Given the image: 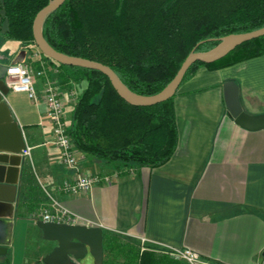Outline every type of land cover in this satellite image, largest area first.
I'll return each mask as SVG.
<instances>
[{"label": "crops", "instance_id": "crops-1", "mask_svg": "<svg viewBox=\"0 0 264 264\" xmlns=\"http://www.w3.org/2000/svg\"><path fill=\"white\" fill-rule=\"evenodd\" d=\"M0 46V64L30 58V46L19 41H0ZM46 79L36 78L37 103L24 93L10 91L5 97L31 151L21 154L10 242L0 258L12 264L17 256L26 264L32 234L44 242L43 257L52 251L56 242L43 239L36 214L65 208L79 217L78 224L101 227L158 254L164 248L190 249L199 256L198 264H263L264 128L250 131L235 122L223 84L238 85L246 112L264 113V55L222 68L200 66L174 96L178 144L172 157L158 167H137L109 183L97 182L80 194L62 189L76 171L65 168L53 144L43 94ZM71 110L68 104V126ZM78 155L81 173L113 172L110 164ZM79 264L95 261L88 254Z\"/></svg>", "mask_w": 264, "mask_h": 264}, {"label": "trees", "instance_id": "trees-1", "mask_svg": "<svg viewBox=\"0 0 264 264\" xmlns=\"http://www.w3.org/2000/svg\"><path fill=\"white\" fill-rule=\"evenodd\" d=\"M50 1L0 0V39L35 45L34 18ZM262 27L264 0H66L47 17L42 32L54 49L101 62L131 92L153 96L170 83L191 52L210 51L224 37ZM261 55L264 36L214 63H194L183 81L200 66L222 68ZM43 56L60 69L59 90L78 88L68 132L79 152L110 164L119 174L155 168L172 157L178 144L175 95L152 106H133L103 73ZM103 245L102 264L181 261L153 248L142 250L136 241L111 232L104 233Z\"/></svg>", "mask_w": 264, "mask_h": 264}, {"label": "water", "instance_id": "water-1", "mask_svg": "<svg viewBox=\"0 0 264 264\" xmlns=\"http://www.w3.org/2000/svg\"><path fill=\"white\" fill-rule=\"evenodd\" d=\"M65 1L51 0L38 11L32 25L35 45L43 55L60 64L103 73L108 77L117 94L133 106H152L170 99L176 94L191 65L196 62L214 63L226 57L241 44L264 36V27H262L251 32L224 37L220 40L219 45L210 51H193L185 58L174 78L160 93L153 96H141L131 92L109 66L98 61L68 55L48 44L42 32L44 21ZM225 40L228 41L226 46L218 49ZM7 68L8 66L0 64V256H5L8 251L10 220L14 212L17 183L23 163L21 154L27 148L23 129L5 100V97L10 93V89L4 81ZM223 92L229 115L238 125L250 131L264 128V113L250 114L244 110L240 101L239 87L235 82H225ZM36 225L41 230L44 240L56 242L52 251L42 258L43 264H79L88 254L93 256L95 264H102L104 231L101 227L45 222L43 220H38Z\"/></svg>", "mask_w": 264, "mask_h": 264}, {"label": "built area", "instance_id": "built-area-1", "mask_svg": "<svg viewBox=\"0 0 264 264\" xmlns=\"http://www.w3.org/2000/svg\"><path fill=\"white\" fill-rule=\"evenodd\" d=\"M36 57H40L39 61H42L44 65L47 60L40 51L34 54ZM44 59V60H43ZM46 77V72L42 68L34 70L30 64L26 63H12L8 66L4 81L10 91L17 93H24L30 99V101L37 103L39 100V94L35 87L36 78ZM44 101L47 105V113L49 121L53 130V144L59 150L60 162L67 169L76 171L75 177L62 184V189L69 194L88 193L92 190L93 186L100 181L109 183L113 177L119 175L118 172L113 171L110 175H93L84 174L79 172V155L76 149L68 129V124L65 120V102L61 91L56 87L55 83L50 79H46L44 83ZM71 94H76L75 91H71ZM31 148H27L22 152L24 156L30 155ZM40 220L45 222H58L68 224H78L76 215L71 213L65 208H61L56 212L48 210L40 211L36 214ZM145 250V248H142ZM161 253L168 254L174 259L185 261L189 264H198L200 258L194 251L190 249H159Z\"/></svg>", "mask_w": 264, "mask_h": 264}, {"label": "rangeland", "instance_id": "rangeland-1", "mask_svg": "<svg viewBox=\"0 0 264 264\" xmlns=\"http://www.w3.org/2000/svg\"><path fill=\"white\" fill-rule=\"evenodd\" d=\"M0 41H3L0 39ZM219 45V44H218ZM217 45V46H218ZM216 46V47H217ZM215 47V48H216ZM1 48V46H0ZM39 51L36 45H30V49L28 51L29 60L21 63L30 64L34 70L37 68H42L45 70L47 78L53 81L56 84V73L60 71L58 66L52 65L47 61L44 65L42 64V61H39L40 57H36L34 54ZM34 59V60H33ZM44 60V59H43ZM12 64V63H11ZM10 65V64H9ZM6 65V66H9ZM49 72V74H48ZM84 84H82L79 88H83ZM59 89V88H58ZM75 93L78 90V88L74 89ZM73 90V91H74ZM61 91V90H60ZM62 96L64 98L65 107L69 104L72 105L76 100V94L72 95L70 90H62ZM47 249L44 246V242H42L41 238L35 237L33 234L28 239V258L26 264H43L42 258L43 254ZM21 256V255H20ZM22 260V259H21ZM20 258L16 256V258L13 260L12 264H20L21 263ZM0 264H9L7 259L0 258Z\"/></svg>", "mask_w": 264, "mask_h": 264}, {"label": "bare ground", "instance_id": "bare-ground-1", "mask_svg": "<svg viewBox=\"0 0 264 264\" xmlns=\"http://www.w3.org/2000/svg\"><path fill=\"white\" fill-rule=\"evenodd\" d=\"M227 42H228V41H227V40H225V41L223 42V44H222V45H220V47H219L218 49L224 48V47L226 46ZM218 49H217V50H218Z\"/></svg>", "mask_w": 264, "mask_h": 264}]
</instances>
